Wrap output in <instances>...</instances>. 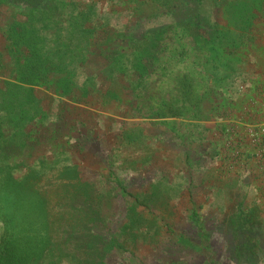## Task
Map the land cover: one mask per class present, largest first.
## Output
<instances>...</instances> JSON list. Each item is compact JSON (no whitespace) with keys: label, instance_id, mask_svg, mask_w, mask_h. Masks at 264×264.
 <instances>
[{"label":"rangeland","instance_id":"obj_1","mask_svg":"<svg viewBox=\"0 0 264 264\" xmlns=\"http://www.w3.org/2000/svg\"><path fill=\"white\" fill-rule=\"evenodd\" d=\"M216 2L0 0V86L24 26L44 51L80 27L102 48L74 78L22 72L0 264H264V0Z\"/></svg>","mask_w":264,"mask_h":264},{"label":"trees","instance_id":"obj_2","mask_svg":"<svg viewBox=\"0 0 264 264\" xmlns=\"http://www.w3.org/2000/svg\"><path fill=\"white\" fill-rule=\"evenodd\" d=\"M195 5L200 4L203 0H192ZM216 5V7H220V5L217 4L216 0H212ZM198 11L195 13L194 18H198ZM201 20V19H200ZM203 21V20H202ZM28 26H24V34L22 35V44L21 48L23 50L26 48L28 54L24 58L23 65L16 67L15 65L11 67V72L7 73L4 77H1L3 85L0 86V133L3 134L4 128L7 125H14L17 124H23L27 122V116L29 115V112L27 111V106H29V99H30V89L22 82L21 75L23 71H28L30 73L36 74L37 77L42 81L43 84H47V79L49 78L51 73H67L68 77H75L81 69V66H83L84 62L86 61L87 57L85 55H82V51L89 50L94 55H101L100 48L99 52L95 53L96 47L99 48L101 45H97L96 36L92 37L90 35L89 30L86 28H81L77 31L70 32V35L73 36L75 34L76 40L78 42V45L73 48L71 51V47L69 49H66L65 51L57 48L61 51V55L58 58L57 53L55 51H44L43 49L46 47L42 43H44L41 35H36L37 33L41 32L42 30L36 31L35 29H29ZM26 38V41L24 42ZM90 40L91 42H89ZM42 45V46H41ZM64 46V45H63ZM95 47V49H94ZM83 49V50H82ZM91 53V54H92ZM51 54V55H48ZM65 54H70L72 57L80 56L81 61L78 59L75 61V59L72 61L70 59L65 60L62 59V57ZM46 55L53 56L54 58H45ZM28 56V57H27ZM43 57V58H42ZM56 57L60 60L57 62ZM64 66L62 69H58L59 66ZM8 65L6 64L5 67ZM104 69V67H103ZM102 69V70H103ZM131 70V69H129ZM20 72V73H19ZM134 73V71H131ZM15 78L16 80H12ZM69 79V78H68Z\"/></svg>","mask_w":264,"mask_h":264}]
</instances>
